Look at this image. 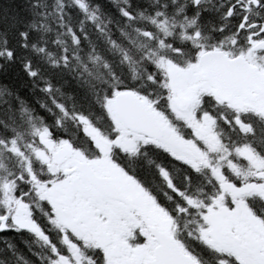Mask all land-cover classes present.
I'll return each mask as SVG.
<instances>
[{
	"label": "snow or ice",
	"instance_id": "6c2138e0",
	"mask_svg": "<svg viewBox=\"0 0 264 264\" xmlns=\"http://www.w3.org/2000/svg\"><path fill=\"white\" fill-rule=\"evenodd\" d=\"M0 264H264V0H0Z\"/></svg>",
	"mask_w": 264,
	"mask_h": 264
}]
</instances>
